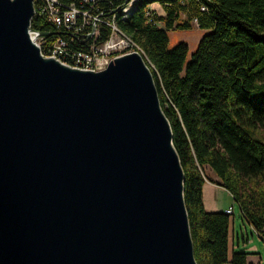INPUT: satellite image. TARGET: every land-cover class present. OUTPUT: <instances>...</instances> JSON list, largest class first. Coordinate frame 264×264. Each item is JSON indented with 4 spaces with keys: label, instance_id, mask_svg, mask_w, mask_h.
<instances>
[{
    "label": "water",
    "instance_id": "95a60500",
    "mask_svg": "<svg viewBox=\"0 0 264 264\" xmlns=\"http://www.w3.org/2000/svg\"><path fill=\"white\" fill-rule=\"evenodd\" d=\"M35 12L0 0V264H198L143 54L72 66L42 51Z\"/></svg>",
    "mask_w": 264,
    "mask_h": 264
},
{
    "label": "trees",
    "instance_id": "16d2710c",
    "mask_svg": "<svg viewBox=\"0 0 264 264\" xmlns=\"http://www.w3.org/2000/svg\"><path fill=\"white\" fill-rule=\"evenodd\" d=\"M100 2L152 69L185 172L198 264H249L251 252L230 253L231 214L205 207L203 184L229 190L264 241V0H135L127 19L118 6L127 0ZM196 24L210 30L188 57L187 41L170 45L168 30ZM31 26L69 38L39 14Z\"/></svg>",
    "mask_w": 264,
    "mask_h": 264
},
{
    "label": "built area",
    "instance_id": "2783aa9c",
    "mask_svg": "<svg viewBox=\"0 0 264 264\" xmlns=\"http://www.w3.org/2000/svg\"><path fill=\"white\" fill-rule=\"evenodd\" d=\"M34 1L35 15L39 14L69 36L60 33L42 35L33 30L32 34L37 35L36 41L46 55L72 66L99 70L115 56L132 51L126 46V39L118 35L112 16L105 13L100 0ZM127 2L118 6H125ZM225 210L234 213L233 205ZM258 264H264L261 258Z\"/></svg>",
    "mask_w": 264,
    "mask_h": 264
},
{
    "label": "rangeland",
    "instance_id": "374dc122",
    "mask_svg": "<svg viewBox=\"0 0 264 264\" xmlns=\"http://www.w3.org/2000/svg\"><path fill=\"white\" fill-rule=\"evenodd\" d=\"M49 1L57 2V0ZM158 8L161 10L160 6H158ZM112 20L113 24H115L114 17L112 18ZM209 30L210 29L200 28L197 24L193 28L188 30L171 28L168 30L170 36V45H174L180 40L187 41L189 45L188 57H190L192 51L196 48L202 35ZM118 35H120L121 38L126 39V46L129 47L130 50H137L141 53L143 52L139 48L133 49L132 42L126 35L120 32L118 33ZM205 170L211 178L216 177L217 174L210 166H206ZM203 185V195L206 200L207 209H223L224 207V209H226L228 206L233 205L234 213L231 214L230 230L234 226L236 249H243L245 251L251 252L250 255L252 257H255L256 259L250 261L248 257V260L250 261L249 264H258V260H260V258L264 262V241L253 228V226L249 223V221L245 218L239 202L234 198L232 193L225 187L217 184V182L214 183L206 181ZM232 247L233 244L231 241L230 253Z\"/></svg>",
    "mask_w": 264,
    "mask_h": 264
},
{
    "label": "crops",
    "instance_id": "0c3cea01",
    "mask_svg": "<svg viewBox=\"0 0 264 264\" xmlns=\"http://www.w3.org/2000/svg\"><path fill=\"white\" fill-rule=\"evenodd\" d=\"M158 6H160L161 7V10L158 8ZM151 7H153V8H156L157 9V11L159 12V13H164V10H163V8H162V6H161V4L159 3V2H153L152 4H151ZM211 178V177H210ZM212 179H214V180H218V176L216 175V177H212ZM207 181H209V182H213V181H210V180H207ZM214 183H216V182H214ZM205 184V183H204ZM218 184V183H217ZM204 186V185H203ZM222 186V185H221ZM203 200H204V204H205V207L207 208V206H206V200H205V198H204V195H203ZM225 208V207H224ZM223 208V210H225ZM210 210H220V209H213V208H211ZM231 241H232V244H233V247H235V231H234V226L232 227V229L230 230V244H231ZM248 257H249V260L250 261H253V260H255L256 258L255 257H252L250 254L248 255Z\"/></svg>",
    "mask_w": 264,
    "mask_h": 264
},
{
    "label": "bare ground",
    "instance_id": "6f19581e",
    "mask_svg": "<svg viewBox=\"0 0 264 264\" xmlns=\"http://www.w3.org/2000/svg\"><path fill=\"white\" fill-rule=\"evenodd\" d=\"M61 0H57V2H60ZM135 0H130L128 3H126L125 6H122V17L123 18H128L129 15L132 13V7H133V4H134ZM116 17H114V20H115ZM115 30H118V33H122L124 34L117 26L116 24V21H115ZM34 35V34H33ZM126 35V34H124ZM127 36V35H126ZM128 37V36H127ZM129 38V37H128ZM129 40L131 41V39L129 38ZM134 51V50H133Z\"/></svg>",
    "mask_w": 264,
    "mask_h": 264
}]
</instances>
